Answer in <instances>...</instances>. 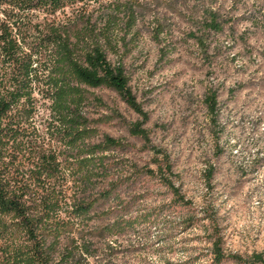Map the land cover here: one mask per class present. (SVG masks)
I'll use <instances>...</instances> for the list:
<instances>
[{
  "label": "rangeland",
  "instance_id": "rangeland-1",
  "mask_svg": "<svg viewBox=\"0 0 264 264\" xmlns=\"http://www.w3.org/2000/svg\"><path fill=\"white\" fill-rule=\"evenodd\" d=\"M117 3L134 8L136 26L110 59L121 57L148 115L151 145L168 155L172 180L191 204L175 205L160 180L146 174L161 158L129 134L141 118L115 92L92 90L104 105L91 110L93 117H109L100 132L128 146L112 154L118 187L113 200L98 202L94 223L144 221L121 235L95 237L91 264H215L216 237L225 255L264 257V0H96L56 17L99 20ZM210 12L220 33L205 28ZM210 90L217 93L215 115L205 103ZM46 112L39 108V121Z\"/></svg>",
  "mask_w": 264,
  "mask_h": 264
},
{
  "label": "trees",
  "instance_id": "trees-1",
  "mask_svg": "<svg viewBox=\"0 0 264 264\" xmlns=\"http://www.w3.org/2000/svg\"><path fill=\"white\" fill-rule=\"evenodd\" d=\"M95 1L0 0V264H91L95 237L121 235L142 220L94 223L98 202L113 200L118 187L112 154L128 146L100 132L98 125L109 117H93L91 110L104 105L92 90L115 92L141 118L129 134L161 158L146 174L160 180L175 205L191 204L172 180L168 155L151 145L144 128L148 115L132 93L121 57L110 59L136 26L134 8L117 3L94 21L56 17L69 5ZM207 16L205 28L220 33L217 14ZM205 103L215 115L217 93L208 91ZM41 107L47 112L39 121ZM213 172L208 170V181ZM212 244L215 264H264L259 253L249 259L225 255L220 237Z\"/></svg>",
  "mask_w": 264,
  "mask_h": 264
}]
</instances>
